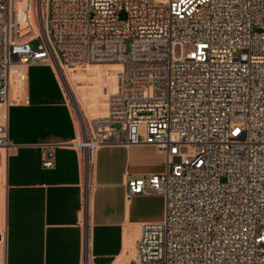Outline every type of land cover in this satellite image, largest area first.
Instances as JSON below:
<instances>
[{
    "label": "built area",
    "instance_id": "built-area-1",
    "mask_svg": "<svg viewBox=\"0 0 264 264\" xmlns=\"http://www.w3.org/2000/svg\"><path fill=\"white\" fill-rule=\"evenodd\" d=\"M94 63L117 87L70 144L84 205L98 148L153 145L164 170L126 181L127 200L164 198L137 263L264 264V0H0V147L11 68Z\"/></svg>",
    "mask_w": 264,
    "mask_h": 264
},
{
    "label": "crops",
    "instance_id": "crops-1",
    "mask_svg": "<svg viewBox=\"0 0 264 264\" xmlns=\"http://www.w3.org/2000/svg\"><path fill=\"white\" fill-rule=\"evenodd\" d=\"M9 79L11 146L0 147V264H138L141 226L163 218L164 198L127 200L126 181L163 171L164 154L146 144L98 148L84 205L81 152L70 145L78 127L66 88L45 64L13 67ZM85 79L89 84L87 70ZM99 83L111 91L115 76ZM48 149L53 164L46 167Z\"/></svg>",
    "mask_w": 264,
    "mask_h": 264
},
{
    "label": "rangeland",
    "instance_id": "rangeland-1",
    "mask_svg": "<svg viewBox=\"0 0 264 264\" xmlns=\"http://www.w3.org/2000/svg\"><path fill=\"white\" fill-rule=\"evenodd\" d=\"M37 44L38 41L36 40L31 42V46L33 48H35ZM67 67H70L67 68V70L72 77L71 86L70 83H66L64 79L60 77L59 73L58 75L61 84L66 88V92L69 98L68 102L71 105L76 121L78 120V115H80L78 114V106L81 107L83 119H90L92 117L104 114L106 109L107 96L110 92L116 89L117 85L115 83V85L113 86V90L110 91L108 90V86H100L99 79L101 76H106L107 74H112L113 76H115L117 67L96 63L73 64L67 65ZM86 70L89 72V84L86 83L87 79H85ZM1 115L2 114H0V116Z\"/></svg>",
    "mask_w": 264,
    "mask_h": 264
},
{
    "label": "bare ground",
    "instance_id": "bare-ground-1",
    "mask_svg": "<svg viewBox=\"0 0 264 264\" xmlns=\"http://www.w3.org/2000/svg\"><path fill=\"white\" fill-rule=\"evenodd\" d=\"M66 67L67 66H63L62 76H63L64 81L69 84L70 81H69L68 76H67L66 71H65L66 70ZM70 86H71V84H70ZM81 111H82L81 110V107L78 106V114H80V115H78V120H77L78 130L80 129V125H81V122L83 120V113ZM84 181H85V187H86V189L89 188V183H90V187H91V173H90V171L89 172L86 171V174L84 176Z\"/></svg>",
    "mask_w": 264,
    "mask_h": 264
}]
</instances>
